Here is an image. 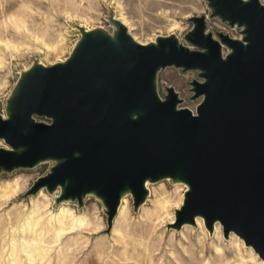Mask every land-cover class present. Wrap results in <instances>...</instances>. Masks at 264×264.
<instances>
[{"label":"water","instance_id":"1","mask_svg":"<svg viewBox=\"0 0 264 264\" xmlns=\"http://www.w3.org/2000/svg\"><path fill=\"white\" fill-rule=\"evenodd\" d=\"M208 6L231 26L245 23L243 40L217 33L231 47L225 58L220 42L204 33L203 15L193 16L186 39L204 51L175 35L142 45L116 19L114 37L77 26L83 36L67 63L35 61L16 82L8 118L0 115V137L24 147H0V171L1 165L12 170L45 156L63 157L32 190L62 182L59 199L72 195L81 203L96 188L109 227L121 191L131 188L136 208L147 177L155 182L171 175L189 186L176 210L177 227L203 213L209 228L220 221L225 236L238 234L264 261V4L208 0ZM169 66L199 68L205 78L190 82L191 98L203 95L195 112L176 107L182 99L172 86L163 100L157 94L156 71ZM34 114L51 121H36Z\"/></svg>","mask_w":264,"mask_h":264},{"label":"rangeland","instance_id":"2","mask_svg":"<svg viewBox=\"0 0 264 264\" xmlns=\"http://www.w3.org/2000/svg\"><path fill=\"white\" fill-rule=\"evenodd\" d=\"M211 13L208 0H0V115L8 118L7 100L20 75L35 61L52 65L70 55L82 37L77 26L85 30L103 28L113 34L116 24L112 19L121 22L123 16L132 34L143 41L175 33L192 49L204 48L186 39L194 24L193 16L203 15L206 31L215 38H219L218 32L229 37L244 34L240 31L245 23L231 26ZM223 51L228 53L229 48L223 47ZM182 68H162L156 77L157 90L163 98L166 87L172 86L182 99L179 106L195 112L201 95L191 98L190 82H201L203 76H198L199 69ZM33 118L51 121L45 115L34 114ZM8 146L0 137V147ZM54 164L57 162L49 160L35 166H12V170L1 167L0 264H12L13 258H17L15 264H264L237 234L228 232L225 236L221 224L209 231L201 218V224L176 230L175 210L182 205L188 188L184 182L162 179L149 183L146 200L136 208L133 196L127 195L126 209L116 211L109 227L108 208L97 197L98 192L86 193L80 203L77 198L59 199L62 187L32 190L35 181L49 173ZM9 185H17L16 192L4 195ZM164 200L166 206L157 218ZM36 205L39 209L34 208ZM63 208L84 222L74 225L70 217L61 226L57 218ZM51 216L53 224L49 222ZM170 218H174L173 223ZM35 219L39 223L33 230L26 229L25 224ZM25 242L29 246L22 249ZM32 249L36 251L30 261L28 252Z\"/></svg>","mask_w":264,"mask_h":264},{"label":"bare ground","instance_id":"3","mask_svg":"<svg viewBox=\"0 0 264 264\" xmlns=\"http://www.w3.org/2000/svg\"><path fill=\"white\" fill-rule=\"evenodd\" d=\"M117 18V17H116ZM120 20H121V22H122V24L126 27V32H127V34H129V36L135 41V42H137V43H140V44H142V45H146V44H148V43H156V38L155 39H153V38H150L149 40H147V41H143V40H141V39H139V38H137L134 34H132V32L130 31L131 30V26H130V24L127 22V19L125 18V17H121V18H119ZM117 20H118V18H117ZM94 29H103V28H93V29H91V28H89V27H86V30L85 31H90V30H94ZM104 30V29H103ZM107 31V30H106ZM204 33H209V31L207 30L206 31V28H205V30H204ZM80 34V33H79ZM109 34V36L110 37H114V35L113 34H110V33H108ZM243 34V33H242ZM171 35H175L177 38H178V36L175 34V33H172ZM83 36V35H82ZM167 36V35H166ZM243 36H244V34L241 36V37H230V38H232V39H239V40H243ZM82 38V37H81ZM81 38L79 37V39L75 42V44L73 45V48H72V50H71V53H70V55L66 58V59H64V60H61V61H59V62H56V63H67L68 62V59L71 57V56H74L75 54H73V51H74V49H75V47L77 46V44L80 42V40H81ZM212 38L213 39H216V40H218L219 42H220V44H221V49H222V57L223 58H225L226 57V54L227 53H225L224 51H223V47H227V48H229L228 47V45L225 43V42H223V41H221L219 38H215V37H213V35H212ZM178 40H179V38H178ZM245 41V40H244ZM179 42H181L180 40H179ZM112 45H114L118 50H120V51H122L121 53L123 54V56H126V58H127V60H128V62H130V59H129V57L126 55V53L123 51V49H122V46H121V44H118V42H116V44L114 43V44H112ZM49 49H53V48H50V47H48ZM189 48H191L192 49V47H189ZM204 49L205 48H198V50H200V51H204ZM231 51V47L229 48V52ZM228 52V53H229ZM0 63H2V60H1V58H0ZM55 64V63H54ZM43 65V64H42ZM53 65V64H52ZM33 66H31L30 68H28V70H30L31 68H32ZM162 68H160L159 70H157L156 71V77H157V74H158V72L161 70ZM199 69V68H198ZM27 70V71H28ZM156 77H155V89H156V91H157V94L158 95H160L159 94V92H158V90H157V84H156ZM204 77H203V81H204ZM202 82V81H201ZM176 91V90H175ZM177 92V91H176ZM179 94V93H178ZM160 97V96H159ZM179 97V96H178ZM201 97V99L203 98V95H201L200 96ZM160 99L161 100H163V98L162 97H160ZM179 99H181L180 97H179ZM176 107L179 109L180 108V106H179V103H177V105H176ZM192 112H194V111H192ZM7 119V118H6ZM13 147V148H12ZM22 147H24V146H22ZM22 147H20V146H8L6 149H21ZM26 147V146H25ZM26 149V148H25ZM64 158L62 157V158H59V157H55V156H45V157H43V158H40V159H38L36 162H35V164L33 165V166H35L36 164L38 165L39 163H42V162H46V161H49V160H54L55 162H57V163H59V161L60 160H63ZM3 165H1V167H2ZM32 166V167H33ZM18 167H28V166H23V165H14L13 166V168H18ZM163 176V175H162ZM161 176V178L162 179H170V180H173V181H176L177 183H179V182H184V183H186V185H187V189H189V186H188V183L186 182V181H182V180H180L179 178H172L171 177V175H167V176H163L162 177ZM150 177H147L146 179H145V181H144V188L146 189V193H145V196H144V199L140 202V205L146 200V198H147V196H148V193H149V191H150V188H149V183H153L152 181H150ZM162 179H159V180H162ZM65 181L67 182V183H72L73 182V177L72 176H67L66 178H65ZM17 186V185H16ZM16 186L14 187L13 185H9V187H8V190L5 192L4 191V195L5 194H7V193H11L12 192V190H15V188H16ZM19 186V185H18ZM4 187V186H3ZM2 187V188H3ZM6 187V186H5ZM46 187V186H45ZM56 187H63V184H62V182H58V184H57V186ZM55 187V188H56ZM65 188V187H64ZM6 189V188H5ZM3 191V190H2ZM14 192V191H13ZM15 192H16V190H15ZM96 192H97V189L96 188H92V189H90V190H88L87 191V193H95L96 194ZM86 194V193H85ZM84 194V195H85ZM83 195V196H84ZM129 196V195H132L133 196V193H132V191H131V188L129 187V186H127V188L125 189V190H123V191H121V195H120V197H119V201H118V205H117V207H116V211H120V212H122L123 211V209L125 208L126 209V205H125V202L127 201V199H126V196ZM69 197H74V196H69ZM67 199H70V198H67ZM166 202L167 201H165L164 200V202H162V206H161V209L160 210H158L157 212H156V215H155V217H159L160 215H161V213H163V212H161L164 208H165V206H166ZM183 204V203H182ZM181 207V206H180ZM180 207H179V209H180ZM35 209H39V206H37L36 205V207H34ZM120 209V210H119ZM178 209V208H177ZM176 209V210H177ZM176 210H175V223H173L174 221V218H170V220H171V223H173V225H175L176 223H177V221H176V214H177V212H176ZM117 213V212H116ZM59 215H61V216H58V218H57V220H58V222L61 224V226H65L67 223H65L66 222V220L67 219H69L70 217L72 218V220H73V224L74 223H78V222H80V224H82L83 222H84V220H82L81 218H79V217H75V215L73 214V212L72 211H70V209H68V208H63L62 210H61V213L59 214ZM53 218H54V216H51L50 217V224H53ZM201 218H203L204 220H205V215L203 214V213H197L195 216H194V221L193 222H190V221H184L183 223H181V225H179V227H177L176 225H175V228H176V230H178V229H180V228H182L183 226H184V228H187L189 225H194V224H201V222L203 221ZM30 220H33V217L30 219ZM39 220L38 219H35L34 220V222H27L26 224H25V228L26 229H32L33 230V226H35V225H37L39 222H38ZM52 221V222H51ZM153 222V221H152ZM34 223V224H33ZM205 223H206V221H205ZM64 224V225H63ZM219 224H221L220 223V221H218V220H215L214 221V223L212 224V226H211V228H209L208 226H207V223H206V226H207V228L209 229V231L210 230H212L213 228H215V229H218L219 227H220V225ZM74 225H77V224H74ZM222 225V224H221ZM223 227V226H222ZM74 228V227H73ZM62 229H64V227H62ZM234 233L233 231H230V233ZM236 234V233H235ZM237 236H239L238 234H237ZM240 237V236H239ZM242 238V237H241ZM243 239V238H242ZM29 243L28 242H25V245H24V247H22V249L23 248H25L26 246H29L28 245ZM14 246V245H13ZM248 246V245H247ZM249 247H251V246H249ZM253 248V247H252ZM35 251H36V249H32L30 252H28V256H29V260L31 261V259H33V256H34V253H35ZM13 252H11V254H12ZM257 253V252H256ZM258 254V253H257ZM261 258V257H260ZM262 259V258H261ZM263 260V259H262ZM16 261H17V258H13V261H12V264H15L16 263Z\"/></svg>","mask_w":264,"mask_h":264}]
</instances>
